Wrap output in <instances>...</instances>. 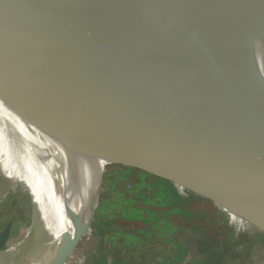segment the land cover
I'll list each match as a JSON object with an SVG mask.
<instances>
[{
	"label": "water",
	"instance_id": "95a60500",
	"mask_svg": "<svg viewBox=\"0 0 264 264\" xmlns=\"http://www.w3.org/2000/svg\"><path fill=\"white\" fill-rule=\"evenodd\" d=\"M0 74L47 169L24 264H50L112 157L199 178L264 228V0H0ZM75 121L99 157L64 209Z\"/></svg>",
	"mask_w": 264,
	"mask_h": 264
},
{
	"label": "trees",
	"instance_id": "16d2710c",
	"mask_svg": "<svg viewBox=\"0 0 264 264\" xmlns=\"http://www.w3.org/2000/svg\"><path fill=\"white\" fill-rule=\"evenodd\" d=\"M114 130L120 140L122 132L117 127ZM59 151L75 152L65 170H72L73 175H86L99 157L98 148L76 121L69 127ZM138 162L128 160L111 166L123 176L119 183L124 190L116 197L122 206L110 219L119 230L131 231L147 242L157 236L178 245L192 253V264H221L231 256L240 262L246 257L253 240L248 232L231 224L229 210H220L222 202L229 201L226 194L170 166L159 167L147 160ZM105 205L109 206L106 200ZM179 255L176 264H181L185 254Z\"/></svg>",
	"mask_w": 264,
	"mask_h": 264
},
{
	"label": "rangeland",
	"instance_id": "374dc122",
	"mask_svg": "<svg viewBox=\"0 0 264 264\" xmlns=\"http://www.w3.org/2000/svg\"><path fill=\"white\" fill-rule=\"evenodd\" d=\"M123 161V156L108 159L92 203L84 208L87 212L83 209L75 220L62 229L64 233L57 238L58 245L50 257V264H176L181 253L185 254L181 257V264H192V253L178 245L166 243L157 236L147 242L140 236L130 234L133 233L131 231L119 230L110 221L122 206L116 197L124 190L119 183L123 179L121 172L111 166ZM22 182V185L9 187L0 199V233L9 230L0 264H24L31 255L35 231L33 204L36 201L29 183ZM88 182L87 177L70 179L68 192L64 195V207L72 205ZM126 188H130L129 185ZM105 200L109 206L105 205ZM220 210L223 211L222 205ZM229 218L232 219L231 224L250 234L253 244L240 262L231 256L221 264H264V228L261 224L246 221L233 212ZM56 249L63 251V254Z\"/></svg>",
	"mask_w": 264,
	"mask_h": 264
},
{
	"label": "bare ground",
	"instance_id": "6f19581e",
	"mask_svg": "<svg viewBox=\"0 0 264 264\" xmlns=\"http://www.w3.org/2000/svg\"><path fill=\"white\" fill-rule=\"evenodd\" d=\"M20 111L21 102L13 96L9 80L0 74V199L9 187L26 181L30 185L36 204L42 205V187L39 182L43 177L47 178V169L44 166L42 149L33 139ZM59 157L63 166L65 194L68 192L67 185L70 179L78 177L90 179L92 170L86 175H73L72 170L65 172L69 162L74 159L75 152L59 151ZM31 244L33 245V241Z\"/></svg>",
	"mask_w": 264,
	"mask_h": 264
}]
</instances>
